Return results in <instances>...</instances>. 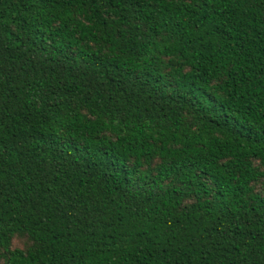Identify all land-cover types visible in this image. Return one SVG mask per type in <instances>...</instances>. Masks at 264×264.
<instances>
[{
  "label": "trees",
  "instance_id": "trees-1",
  "mask_svg": "<svg viewBox=\"0 0 264 264\" xmlns=\"http://www.w3.org/2000/svg\"><path fill=\"white\" fill-rule=\"evenodd\" d=\"M0 264H264V0H0Z\"/></svg>",
  "mask_w": 264,
  "mask_h": 264
}]
</instances>
